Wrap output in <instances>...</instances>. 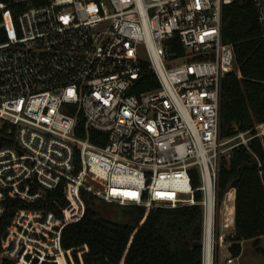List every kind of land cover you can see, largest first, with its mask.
<instances>
[{
	"label": "built area",
	"instance_id": "obj_1",
	"mask_svg": "<svg viewBox=\"0 0 264 264\" xmlns=\"http://www.w3.org/2000/svg\"><path fill=\"white\" fill-rule=\"evenodd\" d=\"M250 1L264 36V0ZM235 2H0V217L7 200L43 205L59 188L67 203L52 201L61 220L17 212L2 259L27 264L37 254L65 264L61 231L83 219V192L147 210L200 206L204 233L209 220L214 226L222 160L243 147L262 168L251 142L264 151V124L220 138L222 82L235 71L223 12ZM144 72L159 88L136 94ZM92 132L107 135L104 147Z\"/></svg>",
	"mask_w": 264,
	"mask_h": 264
},
{
	"label": "trees",
	"instance_id": "obj_2",
	"mask_svg": "<svg viewBox=\"0 0 264 264\" xmlns=\"http://www.w3.org/2000/svg\"><path fill=\"white\" fill-rule=\"evenodd\" d=\"M13 0H0L10 3ZM48 0H33L43 6ZM26 6L18 11L23 12ZM222 38L234 52L236 71L225 76L220 98V138L229 139L240 132H248L255 125L264 124V36L256 10L250 0H236L224 9ZM177 45V44H176ZM181 51V48L177 47ZM159 83L151 72H144L136 94L157 90ZM8 130L2 128V133ZM76 136L85 138L83 126L78 125ZM91 142L104 147L107 135L91 133ZM5 144V142H3ZM260 159L258 168L252 155L243 147L233 150L228 161L222 160L218 181V210L226 195L235 191L234 233L225 241L231 259H238L242 244L253 241L256 252L264 259L261 240L264 238V151L259 140L250 144ZM197 181L194 186H197ZM85 202L83 219L64 227L61 248L65 264H203L204 217L200 206L178 209L119 206L118 221L100 218V204L106 203L91 194L82 193ZM197 200L201 198L196 195ZM67 205L62 188L45 194L43 205H28L18 200L3 203L0 217V264H16L2 259V241L19 211L44 210L62 219L58 207ZM108 204V203H107ZM111 205V204H110ZM114 205V204H112ZM215 260L217 258L216 253ZM217 261V260H216ZM27 264H64L60 258L26 257Z\"/></svg>",
	"mask_w": 264,
	"mask_h": 264
},
{
	"label": "rangeland",
	"instance_id": "obj_3",
	"mask_svg": "<svg viewBox=\"0 0 264 264\" xmlns=\"http://www.w3.org/2000/svg\"><path fill=\"white\" fill-rule=\"evenodd\" d=\"M236 71V69H235ZM94 189H99L97 184L92 183ZM117 205H110L107 203L100 204L99 214L100 218L109 221H118L120 216L117 211ZM229 206V204L227 205ZM226 207H222L217 211L214 218L213 226V264H264V259L256 252L253 241H247L242 244V252L238 259H231L229 245L225 241L231 238L234 233V215L226 211ZM261 247L264 249V238L261 240ZM214 253H216V260Z\"/></svg>",
	"mask_w": 264,
	"mask_h": 264
},
{
	"label": "bare ground",
	"instance_id": "obj_4",
	"mask_svg": "<svg viewBox=\"0 0 264 264\" xmlns=\"http://www.w3.org/2000/svg\"><path fill=\"white\" fill-rule=\"evenodd\" d=\"M227 212L234 215L235 209L233 208L234 198L233 195L228 199ZM209 220L206 228H205V235H204V262L203 264H213V225L210 223Z\"/></svg>",
	"mask_w": 264,
	"mask_h": 264
},
{
	"label": "water",
	"instance_id": "obj_5",
	"mask_svg": "<svg viewBox=\"0 0 264 264\" xmlns=\"http://www.w3.org/2000/svg\"><path fill=\"white\" fill-rule=\"evenodd\" d=\"M0 147H1V143H0Z\"/></svg>",
	"mask_w": 264,
	"mask_h": 264
},
{
	"label": "crops",
	"instance_id": "obj_6",
	"mask_svg": "<svg viewBox=\"0 0 264 264\" xmlns=\"http://www.w3.org/2000/svg\"><path fill=\"white\" fill-rule=\"evenodd\" d=\"M233 223H234V220H233Z\"/></svg>",
	"mask_w": 264,
	"mask_h": 264
}]
</instances>
